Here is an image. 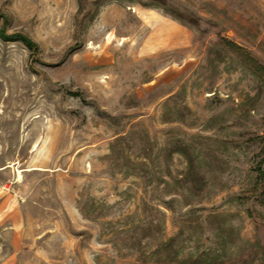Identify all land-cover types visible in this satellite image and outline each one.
<instances>
[{
    "label": "rangeland",
    "instance_id": "rangeland-1",
    "mask_svg": "<svg viewBox=\"0 0 264 264\" xmlns=\"http://www.w3.org/2000/svg\"><path fill=\"white\" fill-rule=\"evenodd\" d=\"M263 72L264 0H0V264H264Z\"/></svg>",
    "mask_w": 264,
    "mask_h": 264
},
{
    "label": "crops",
    "instance_id": "crops-1",
    "mask_svg": "<svg viewBox=\"0 0 264 264\" xmlns=\"http://www.w3.org/2000/svg\"><path fill=\"white\" fill-rule=\"evenodd\" d=\"M33 151L34 147L32 146L30 152L32 153ZM32 158L33 157H23V161L27 164L32 160ZM13 159L14 157H0V163L2 160L9 161L10 163L3 167L0 165V179L3 175H13L15 178L16 174V180H13L11 184H13L14 181H18L19 173L22 174L26 171L24 169H14V166H11L12 163H15L13 162ZM15 193V189L12 190V193H10V191L9 193L0 192V228L3 226L6 227L7 225V227L13 232V234L20 233V231L24 228V219H22L21 207L19 206L21 202H23V199L21 197H17V194Z\"/></svg>",
    "mask_w": 264,
    "mask_h": 264
},
{
    "label": "trees",
    "instance_id": "trees-1",
    "mask_svg": "<svg viewBox=\"0 0 264 264\" xmlns=\"http://www.w3.org/2000/svg\"><path fill=\"white\" fill-rule=\"evenodd\" d=\"M263 74H264V72H263Z\"/></svg>",
    "mask_w": 264,
    "mask_h": 264
}]
</instances>
